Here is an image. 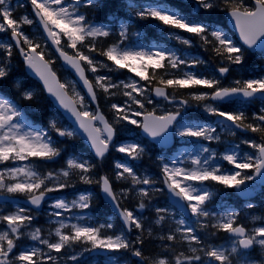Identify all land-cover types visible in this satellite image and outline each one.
<instances>
[{"label": "snow or ice", "instance_id": "obj_1", "mask_svg": "<svg viewBox=\"0 0 264 264\" xmlns=\"http://www.w3.org/2000/svg\"><path fill=\"white\" fill-rule=\"evenodd\" d=\"M30 3L38 24L56 46L60 57L79 75L93 102L97 100L95 90L97 87L110 95L115 94L112 92L113 89L121 87L124 89L123 95L128 97L131 103L125 102L123 107L117 103L111 105L116 113V123L123 120L138 125L153 139L160 138L159 142L162 144L168 142L167 134L170 129L178 132L180 137H194L206 141L220 140V136L215 135V127L196 123L191 126L178 123V117L181 116L178 110L160 116H157L155 111L148 112L143 122L132 119L129 115L131 105L135 104L141 109L144 108V101L140 97L145 95L146 89L139 86L135 80L116 84L111 82L110 77L104 75H96L94 84L86 75V70L97 73L100 68H107L108 65L96 61L82 49H86L87 53L99 52L108 61H112L117 68L129 69L142 80L149 83L155 82L153 84L155 95L165 100L174 99L168 91L169 88L175 91L198 87L211 89L210 92H195L191 98L197 102H205L204 107L208 113L223 118V121H230L235 128L259 134V142L243 141L254 149L253 154H241L239 145L223 154L222 160L233 165L236 171H224L215 163L217 154L207 147L200 148L201 153L209 154L207 157L190 155L189 163L185 166H177L179 158L163 164L162 182L171 196L185 202L186 208L190 209L191 214L197 218L212 216L215 223L211 224V227L217 231L226 232L235 239L231 247L205 244L193 227H185L184 220H177L174 229H169L167 234L158 237L162 241L172 242L165 246V254L159 259H150L144 256L135 245H143L145 242L143 234L147 232L148 237H152L153 229L150 226L146 227L144 218L136 211L121 208L119 198L113 189L112 179L108 175L94 179L91 173L96 165L82 157L70 158L66 161L65 168L60 169L59 172L48 171L46 174L35 162L55 161L61 156L62 149L53 141L50 132H55L60 137L71 138L77 135V130L63 128L55 119L49 121L47 129L36 128L24 118L23 109L17 101L0 94V165L5 166L0 170V194L26 196L32 205L39 208L49 193L69 187L70 177L78 176L79 180L85 184H99L103 193L115 203L127 231L131 232L135 229L141 233L133 242L123 231L119 234H108L105 229H113L112 223L93 226L81 223L69 224L61 220L59 226L54 229V233H49V236L54 235L57 238L52 242L50 239L42 238L40 227H32L35 217L29 214L27 209L19 207L8 214H0V223L7 225L6 230H0V264H16L17 261L21 264H45V261L59 264L58 258L49 253H62L76 245L83 246V252L131 251L135 257L146 260L149 264H196V262L210 264L211 261L218 264H234L235 257H250L252 249L258 247L262 259L258 262L251 261L250 264H264V224L250 230L245 224L238 223L239 214L235 211L219 216L210 213L206 205L211 200L212 193L207 188L201 187L205 182L211 181L225 188L243 189L247 182L255 181L258 177L261 184H264V114L254 118L259 123H250L248 116L242 110L224 111L208 103L209 101H232L234 98L247 100L259 98L264 102V76L237 79L233 85L225 87L216 77L183 71L181 66L191 67L201 64L202 61L199 59L189 61L169 49L130 48L124 45L129 30V25L126 23L120 25L118 42L98 49L96 41L101 37L108 38L113 34V30L107 25H95L81 9L85 6L87 8L102 7L101 0H83V2L71 0V3H66V0H30ZM195 3L204 10L222 8L231 18L242 44H238L217 23L194 20L191 18L192 13L182 14L181 10L163 3L142 6L133 3V0H127L126 6L130 11L133 8L139 9L134 12V15L141 20L158 21L160 25L168 29V34L181 44L190 45L191 40L172 30H182L199 37L204 45H210L212 51L226 60L228 65L242 66L244 64L243 46H247L248 49H259L264 54V0H195ZM13 11L9 0H0V32L10 30L15 46L19 49V55L23 57L27 67L39 77L45 90L55 97L58 104L75 117L79 129L83 130L90 141L95 155L103 159L116 135L115 127L99 110V105L95 111L91 110L85 96L76 91L73 84L60 82L52 68L54 62L46 58V52L41 43L23 31L24 25H33L36 21L28 15L14 16ZM113 19H117L115 15ZM62 36L67 38L64 44L76 50L74 54L70 55L61 46ZM78 45H80L79 48ZM0 48L3 49L4 54V60H0V81H5L12 71L13 45L2 44ZM149 68L152 69L151 75H149ZM172 69L178 71L173 73ZM218 71L221 76H224L229 73L230 67L221 66ZM15 87L24 101L31 102L35 99L36 93L33 90H22L19 81L16 82ZM151 102L149 99L148 103ZM188 102L187 99L181 101L184 105ZM261 113H264V109H261ZM132 115L140 116L141 113L136 111ZM117 150L127 154L133 160L139 159L145 151L140 144L136 143L120 146ZM159 159L163 160V157ZM16 162L27 163L18 167L9 166L10 163ZM115 167L120 170L116 173L115 179L130 181L134 186H141L138 189V195L142 199L138 207L140 210L147 208L148 205L144 201L150 198V187L143 186H152L155 181L150 177L138 175L133 167L126 163H117ZM155 191L160 192L162 189L156 188ZM90 202V195H80L78 199L71 202L59 199L53 207L67 212L73 208H89ZM156 212L158 218L155 223L164 224L166 217L163 213L167 212V209L157 208ZM53 215L59 217L62 213L57 211ZM252 219L264 221V217L261 216H254ZM208 227V224H201V228ZM25 235L32 241L46 245L49 253H45L41 248L32 247L19 251L17 255L14 249L18 248L17 242ZM176 245L184 250H177ZM69 258L73 261L78 259L77 255H71ZM108 261L112 264L113 258L109 257Z\"/></svg>", "mask_w": 264, "mask_h": 264}, {"label": "rangeland", "instance_id": "obj_2", "mask_svg": "<svg viewBox=\"0 0 264 264\" xmlns=\"http://www.w3.org/2000/svg\"><path fill=\"white\" fill-rule=\"evenodd\" d=\"M190 1L192 2L193 0H190ZM9 3H10V1H9ZM24 15H28L30 17V14L27 11H25L23 13H18V14L14 15V16L19 17V16H24ZM120 25L121 24H118V26H116V24L115 25H113V24H108L107 25V26H109L113 30V33H115L118 36V39H119L118 33H119V30H120ZM97 26H104V25H97ZM23 31L25 32V34L29 35L31 38H34L35 40H37V39L40 40L41 39V35L38 32L39 31V28H38V26L36 25L35 22H34L33 25H24L23 26ZM143 36H144V34L142 32H140V31H133V32H131V31L128 30V37L124 41V45H126V46H128L130 48H133V49H139L141 47H143L145 49H152V50H156V49H166L165 45H161V44L155 43V42L153 44H151L150 46L149 45H145L143 42L140 41V39H141L140 37H143ZM131 39H133V42H128ZM61 40H62V37H61ZM9 42H10V38L9 37H3V38L0 39V43L8 44ZM47 53L49 55H51L52 58H54V59L57 58L49 50L47 51ZM92 56L94 57V59L96 61L102 62V63H105V64L108 65L107 68H100L97 73H94L95 74L94 76H96V75L108 76V77H110L111 82L116 83V84H121V82L127 83V82H130L132 80L137 81L136 79H134L132 77V74L130 72L127 73V78H125L124 76H122V74H121V76H119L117 66L116 65H114V66L113 65H110V63L107 62V60L101 59V57H99L97 55V53H92ZM187 57H189V56H187ZM187 57H185V58H187ZM58 68L62 71L63 77L66 78L67 82L70 83V84H73L74 87H75V90L78 91V92H80L82 95H84L83 91L81 89H79L78 84L75 81V79L72 76V74L68 73V71L65 69V67L62 65V63L60 61L58 62ZM182 70L183 71H192L191 69L184 68V67H182ZM177 71L178 70H176V69H172L171 70V72H173V73H175ZM236 73H239V72L236 71ZM262 76H264V75L262 74ZM237 79H238V77L231 73V75L229 77V82H234ZM139 86H143L146 89L145 95L148 96V99H150L151 101H153L152 95H150V93L147 90L150 87L147 84H143V85H139ZM119 89L122 90V91H124V89L122 87L119 88ZM200 92H205V91H200ZM140 98L142 99V97H140ZM108 101H109V103L107 105L111 109L112 117L114 119H116V113L111 108V105L113 104V100L110 101V98H109ZM151 103H152L151 107H148V106H150L148 103H146L144 106L146 108L151 109V110L152 109H155V110L160 111V112H166L169 109V107H168V105L166 103H160V102H157V101L151 102ZM204 103L205 102H200L199 107L197 109L198 111L201 110L204 113V116H202L203 119L201 120L204 124L203 123H197V122H195V123L196 124H200V125H204V126L215 127L216 128L215 135H219L220 136V140L219 141H216V140L206 141V140H204L205 143H198V144L195 143L194 145H191V144H187V142L190 141L194 137H180V143H179V146H178L177 151L172 155V158L171 159H169L168 161H166V163H168L172 159L179 158V159H177V166H185L186 164L189 163V157H190V155L191 156H195V155H202L203 154L202 157H207L209 155L208 153H201L200 152V148L201 147H207V148L210 149L211 152H214V153L217 154L215 163L217 165L221 166L224 171H236L235 169H230V166L231 165L228 164V163H225L226 166H227V168H225V164H224V160H222V156L230 148H233V147H235L237 145H240V141L243 142L246 139L238 136L233 130H230L227 127L220 126V125H216L214 121L206 120L207 117H213V116L205 110ZM208 103H211L213 106H216L211 101H209ZM120 105L122 107V104H120ZM131 107L132 108L130 109V111H136V109L139 108V106H136V105L135 106H131ZM53 119H55L57 121V123L60 126H62L63 128H67L69 130H72V128L69 127V125L64 124V122L62 121V119H60L59 117L52 116L51 117V120H53ZM133 119H135V118H133ZM182 124H187V125L191 126V124H193V123L184 122ZM127 127H128V123L126 121L120 122L119 129H121V133L124 134V135H127V137H130L131 138L132 137V135H131L132 133L130 134V132L128 131ZM233 133H235V134H233ZM194 139L197 140V141H203V139H198V138H194ZM134 143H136V142L133 141V140H131V139H128V140H125V141L122 142V146L128 145V144H134ZM239 151H240V148H239ZM240 153L241 154H247V152H242V151H240ZM126 156H127L128 159L131 158L128 155H126ZM71 158H79V157H77V156L72 157L71 156ZM23 163H27V162H16L15 164H11L10 163L9 166H17L18 167V166H22ZM4 167H5L4 165H0V170H2ZM65 167H66V164H65ZM65 167L62 166V167H59L57 169H54L53 171L59 172L60 169L65 168ZM144 171H146V169H144ZM115 175L116 174L114 173V177H115ZM146 176L147 177H150L151 179H153V176L150 175V174H147ZM74 181H77V179L74 180ZM74 181L71 182V185H74V184L77 183V182H74ZM128 183L138 193V189L141 186H139V185L134 186V185H132L130 183V181ZM247 184L248 185H251V186H253L255 188L259 187V185L256 184L255 182H253L252 184H250V183H247ZM73 193H74V196L71 197V198L70 197H67V198L66 197L56 198L51 203H49L46 211L43 212V214H44V219H43L44 224L43 225H40V224L36 223V221H33L32 227L33 228L34 227H40L41 230L43 231L42 232V238L50 239L52 242H54L57 238L54 235L49 236V233L50 232H53L54 233V229L59 226V221H61V220H63L65 223H69V224H72V223L87 224V222H85V218L89 216V214L87 212L88 208H86V209L73 208L71 211L65 212L64 210L55 209L53 207V205L55 204V202L57 200H59V199H64L67 202H71L74 199H78L80 195H87L84 192H73ZM154 194L161 195L160 192H156V191L153 192V191L150 190V197L153 198L154 197ZM147 204L148 205H151V202H148ZM17 208H19V207H8V210H6V209H4V207L2 205H0V214H8L10 212L16 211ZM161 208L167 209V212H165L164 215L166 217H168L172 222L175 223L177 220H184L185 221V225H184L185 227H189V226L190 227H193V219L192 218H190V220H185L182 217H178L175 214V212H174L175 210L173 208L167 207V206H162V205H161ZM207 209H208V211L210 213H214L217 216L224 215V214H227V213L233 212V211L237 212L232 207H226L225 209H222V208H220L218 206L217 209H215L213 207H208ZM57 211L61 212L62 215L59 216V217L54 216L53 213L54 212H57ZM134 211H136V213L138 215H140V213L141 212H144L145 209L140 210V212L137 211V209H134ZM65 216H67V218H65ZM254 216L264 217V210H263L262 213H256V214H254V213H250L249 214V210H247V222H250V224L252 225L250 227V230L253 227L261 226L262 224H264V221H253L252 217H254ZM37 217L39 218L38 215H37ZM206 223H215V219L212 216H210L208 218L200 217V218H198V220H196L194 222L195 226H200V224H206ZM5 225L3 224L1 226L2 229H0V230H6L7 227ZM43 229H45V230H43ZM25 231L27 232L28 230H25ZM206 233H208V232L206 231ZM25 240H28V239H25ZM211 245H213V244H211ZM32 247L41 248V249H43V251L45 253H49V250L47 249V246L46 245H43V244H40L38 241H32L30 243H25L24 242L23 244L20 245L21 251L28 250V249H30ZM224 247H231V244H227ZM65 252L68 255L66 257H68L67 259L69 261H67V262L69 264H79V262L77 260L73 261V260H71L69 258L71 255H77L78 258H81V257H84L85 256V252L82 253V251H78V250H76L74 254H71V250L70 249H67ZM16 254L18 255L19 252L16 253ZM49 254H51L52 256L55 257V256H57V254H60V253L51 252ZM258 255H260V250L258 252ZM212 262H213V264H218V262H215V261H212ZM246 262L247 261L242 260V259H234V264H246ZM16 264H21V262L17 261ZM248 264H250V262H248Z\"/></svg>", "mask_w": 264, "mask_h": 264}, {"label": "trees", "instance_id": "obj_3", "mask_svg": "<svg viewBox=\"0 0 264 264\" xmlns=\"http://www.w3.org/2000/svg\"><path fill=\"white\" fill-rule=\"evenodd\" d=\"M118 6V3H111V5H108V7H117ZM217 10V15L218 16H221L223 17V13H224V10L222 8H218L216 9ZM215 15V14H214ZM201 46H203V51H204V55L206 56L207 59H209V62L211 65H217L218 63L222 62V61H225L223 58L217 56L211 49V46L210 45H204L202 42L199 43ZM105 46V43H99V45H97V48L100 49V48H104ZM99 53V52H98ZM23 68V67H22ZM149 75H151V71L149 72ZM8 80H14L11 75L9 76ZM171 89V88H170ZM173 90V89H171ZM193 88H190V89H180L178 91H175L173 90L174 92H176L179 96H188L189 92L192 91ZM101 95V100L103 99L104 100V97H102V93L100 94ZM249 122V121H248ZM259 135V134H258ZM108 161H105L104 163H101L99 166H97V169H98V172L96 173H99L101 169H103L104 167L108 166ZM141 233H139L137 236H140ZM144 236V244H143V249H147L148 246L150 247H155L156 246V241L153 240V236H155V238H157V242L160 240L158 239V237L156 236V234H153L152 237H148L147 233H144L143 234ZM148 258L150 259H155V255L156 254H152V253H147L146 254Z\"/></svg>", "mask_w": 264, "mask_h": 264}, {"label": "water", "instance_id": "obj_4", "mask_svg": "<svg viewBox=\"0 0 264 264\" xmlns=\"http://www.w3.org/2000/svg\"><path fill=\"white\" fill-rule=\"evenodd\" d=\"M232 24H233V22H232ZM233 26H234V24H233ZM70 115H71V113L70 112H68ZM71 117L75 120V117H73L72 115H71ZM75 122H76V120H75ZM111 199V198H110Z\"/></svg>", "mask_w": 264, "mask_h": 264}]
</instances>
